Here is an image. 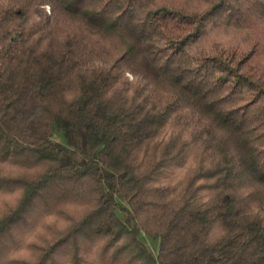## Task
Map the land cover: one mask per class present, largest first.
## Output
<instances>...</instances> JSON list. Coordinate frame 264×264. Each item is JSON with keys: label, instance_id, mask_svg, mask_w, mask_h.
Instances as JSON below:
<instances>
[{"label": "trees", "instance_id": "obj_1", "mask_svg": "<svg viewBox=\"0 0 264 264\" xmlns=\"http://www.w3.org/2000/svg\"><path fill=\"white\" fill-rule=\"evenodd\" d=\"M0 264H264V0H0Z\"/></svg>", "mask_w": 264, "mask_h": 264}, {"label": "rangeland", "instance_id": "obj_2", "mask_svg": "<svg viewBox=\"0 0 264 264\" xmlns=\"http://www.w3.org/2000/svg\"><path fill=\"white\" fill-rule=\"evenodd\" d=\"M55 139H56L58 142H62V138H61L60 135H56V136H55ZM149 244H150V243H149ZM150 246L153 248V250H155L153 244H150Z\"/></svg>", "mask_w": 264, "mask_h": 264}]
</instances>
